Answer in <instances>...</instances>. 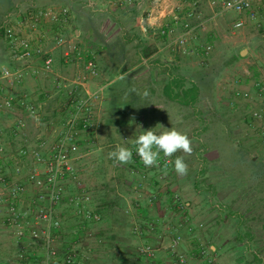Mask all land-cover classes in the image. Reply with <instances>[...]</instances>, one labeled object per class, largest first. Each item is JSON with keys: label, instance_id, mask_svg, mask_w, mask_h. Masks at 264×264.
I'll return each instance as SVG.
<instances>
[{"label": "built area", "instance_id": "obj_1", "mask_svg": "<svg viewBox=\"0 0 264 264\" xmlns=\"http://www.w3.org/2000/svg\"><path fill=\"white\" fill-rule=\"evenodd\" d=\"M199 1L181 0L175 6V9L181 11V14L173 16L176 26L195 16ZM258 4H264V0H211L212 14L209 20L234 14L237 18L232 27L237 31L245 26L246 18L257 22ZM185 7L188 10L182 12ZM15 14L22 18L21 25L30 30L27 35L21 34L11 24ZM162 16L153 7L146 17L156 27L157 34L170 38L173 49L183 53L187 52V46L196 37V32L206 26L205 20L200 21L197 25L187 26L183 32L173 35L172 27L158 26ZM7 20L4 39L8 58L22 63V66L0 65V160L11 149V144L4 141V137L8 135L21 141L18 143L16 155L30 159V166L23 179L20 178L23 172L19 165L15 174H9L0 168V221L9 233L8 239L14 248L4 264H88L92 254H95L94 244L99 246L104 243L99 231L94 228L103 222V212L88 200L89 192L82 186L78 164L87 157V152L76 149L84 140L83 135H93L101 122L98 106L106 86L90 88V84L100 73L97 58L87 47L81 45L75 34L73 36L65 30L64 25L70 20L68 8L52 6L44 10L23 12L18 9L9 14ZM47 26H55L57 30L51 32L46 30ZM211 48V45L203 48V64ZM57 50L61 51L64 64L74 67L73 76L55 74ZM35 57L42 60L40 68L31 64ZM259 72L264 81V65L259 68ZM41 74L54 75L57 88L66 89L69 107L67 104L64 107L70 110L71 120L62 131L45 136L34 146L30 141L27 118L30 117L34 122L39 121L45 102L19 92L18 88L28 77L37 79ZM258 88V94L264 98V86ZM236 94L241 97V92ZM237 110L238 107H235L234 111ZM247 118L260 124L258 137L264 145V105L262 108H252L247 112ZM8 121L10 124H6ZM131 150L136 169L146 173L150 168L144 166L134 145ZM169 160L173 161L172 157L165 158L161 153L159 167H152L157 171L163 187H169L164 183L173 166ZM165 163H168L166 174ZM70 183L74 186V192L68 195L67 186ZM31 189L34 192L32 194ZM156 199L157 196L152 195L148 201L153 203ZM173 202L177 210L184 213L186 206L181 196L175 194ZM63 206H69L73 211L76 219L73 231L66 228V218L61 212ZM157 226L158 222L149 226L135 224L133 230L136 235L143 237L146 233L155 232ZM182 239L176 233L170 240L168 252L173 264H188L190 255H193L180 250ZM158 251L159 247L151 243L142 244L137 250L139 255L142 254L150 260L156 257ZM204 253V248L201 247L199 255Z\"/></svg>", "mask_w": 264, "mask_h": 264}, {"label": "crops", "instance_id": "obj_2", "mask_svg": "<svg viewBox=\"0 0 264 264\" xmlns=\"http://www.w3.org/2000/svg\"><path fill=\"white\" fill-rule=\"evenodd\" d=\"M109 1L112 2V0ZM140 1L142 0H139V2ZM180 1L181 0H153L152 2L153 6L160 5L163 8L160 11L163 16L160 18L158 26L172 27L174 30L173 35L183 32L187 26L197 25L200 21H204L205 15L209 16L212 14L211 0H207V10H204L205 8L202 1V3L199 2L196 6V14L193 18L187 21H181L179 25L176 26L173 16L181 14V11L175 9V6L178 5ZM186 10H188L187 7H185L182 12ZM201 10H204V12ZM14 17H18L20 21L22 19L17 14H15ZM140 23L142 24V30L149 45L156 50L153 55L142 62L148 73H150L149 78L142 81V79L134 77L137 73L136 68L138 66H129V69L124 75L111 78L104 65L100 66L97 59L100 73L97 79L90 84V88H95L98 85L106 86L103 98L98 106L101 122L93 135H83L84 140L76 149L78 151L87 152L88 154L83 160L84 163L82 162L79 164V166L82 164L84 166V168L80 170L82 186L89 192L90 196H88V200L103 212V222L97 225L95 229H98L99 235L105 242L111 240L110 242L117 247L116 250L114 248V253H109L108 250H101L102 252L98 255L100 258L105 259V256L111 257V260L105 261L104 264H148V262H143L137 258L138 247L146 243H153L159 247L153 264H173L172 257L168 252V246L172 236L176 233H179L183 238L180 244L181 251H187L188 253L192 252L191 254L196 256L200 254L201 247L204 248L203 244H205L195 233V229H200L203 227V224L194 223L191 217V213L197 211L196 203L200 195L196 188L193 187V190L188 194L186 192H183V195L181 194V197H185L186 199L185 201L182 199L185 202L186 209L181 215H176V213L174 215L173 211H176L177 208L173 202V197L176 193L174 194L172 191L171 185L170 187H161L163 183L158 178L155 169L151 167L146 173L138 171L133 158L130 163L120 165L109 158V152L113 151L117 145L132 148L133 144L130 139H135L136 135L140 134L142 130L154 129L157 124L165 128H181V131L183 127V132L193 134L186 129L188 123L186 120L184 121V111L190 109L192 114H195L194 117H196L200 111L199 108L202 102L205 101L209 102V105H213L212 108L214 107V102L218 106H221L222 102H227L226 106L231 111L235 112L234 108L238 107L237 103L244 99L246 95H249L248 90L247 94H243V91L240 90L243 87V83L239 76L235 75L229 80L224 78L222 81L223 83H228L229 89L223 87V91L222 88H219L220 83L216 80L213 89L210 91L203 90L200 95V102L194 108L182 107L178 103L171 101L165 95V87L170 80L172 81V74H174V76L177 74V76L185 77L187 80L186 85H189L188 80L194 82L195 80L191 78V75L195 74L194 70L199 69L197 64H200V61L198 62L195 56L198 51L201 53L205 47L204 44L213 42L216 34L214 32H206V34H204V28L199 29L195 34L196 37L192 39L187 46V52L183 53L173 49L170 38L157 34L156 27L151 25V20L147 17L140 18ZM72 26L73 25L70 24L69 29H71ZM17 28L21 34L27 35L28 32H30L28 28L21 24ZM46 30L55 32L57 28L55 26H51V28L47 26ZM74 34L79 41V38L82 36L80 29L75 27ZM204 35L206 36L205 42L202 41ZM246 51L245 55H243V49L240 51L244 63L248 65L247 73L250 75L247 76L244 81L246 85L252 84L249 90L258 93V87L264 86V81H262L259 72V68L262 64L251 58L250 50L247 49ZM55 56V74L66 75L60 72H69L68 75L71 73L73 74L74 67L64 64L61 51L57 50ZM159 57L160 59H158ZM6 59V64L13 67L22 66V63H16L8 58V51ZM262 60L264 61V59ZM31 64L35 68H40L42 60L39 57H35ZM54 78L55 76L50 74H41L37 79L30 76L27 81L18 88L19 92L30 94L35 100L45 102L44 110L39 121L34 122L30 117L27 118L30 141L34 146L37 145L40 139L45 138V136H50V134L62 131L69 125L71 120L70 110L63 105L66 97L64 100L63 96L60 94L57 98V102L52 103V100H49L48 92L51 93V90L53 91L55 88L58 89ZM259 81H262V84L260 83L261 85H258ZM119 82H123V84ZM117 83H119L118 86H116ZM132 89H135V92H132ZM58 90L64 94L63 89ZM220 91L222 93L219 94ZM237 92H241V97L237 96ZM145 93L147 95H145ZM212 94L214 95L213 98H211ZM229 94L232 100H230V98L228 100V97H230ZM246 107H249V105L246 104ZM252 108L253 107H251V109ZM251 109H249L248 112ZM6 124H10V122L8 121ZM0 126H2V124H0ZM191 127L192 126H189V128ZM156 130L162 131L163 129L157 128ZM4 141L11 144V149L9 148L10 150H8L4 159L0 160V168L7 170L9 174H15L16 167L19 165L23 172L20 178L23 179L27 172V168L30 166V159L19 158L16 155V151L19 147L18 143H21V141L14 140L8 135L4 137ZM93 154L96 156L95 160L91 159ZM89 159H91L90 165L86 162V160ZM91 167H93V171ZM100 169H103L102 173L105 172L102 176L99 175ZM82 172L84 173L82 174ZM182 176L185 179L186 175ZM73 190L74 186L70 183V185L67 186L68 195L70 193L72 194L74 192ZM30 193H34L33 189L30 190ZM152 195L157 196V199L150 204L148 199ZM62 209L65 216L66 214L70 216L69 213H67L69 210L72 212L71 214H73L69 206H63ZM67 216L65 217L66 219ZM168 216L172 221L166 220ZM174 219L175 221H173ZM180 219L184 222H181ZM73 221L76 225L75 217ZM153 222L160 223V226L155 232L146 233L143 237L134 233L133 227L135 224L149 226V224ZM74 224L71 226L73 227ZM89 227L91 226L89 225ZM3 228L4 226L0 221V241H2V239L7 240L8 238L3 234L6 232L3 231ZM66 228L68 229V226H66ZM106 235L108 238H106ZM186 242L192 246L188 248ZM205 242L209 245V253L205 255L204 258L202 257L203 259L201 258L195 263L194 261H196L197 258L194 256L189 258V264H209L219 257L220 251L216 245V241L206 240ZM243 244L245 243L242 242V245ZM1 245L2 244H0V252L2 253L3 250L1 249ZM103 246L105 247L106 245L104 244ZM95 247L94 257L96 256L98 246L95 245ZM124 247L133 248L134 254L123 253L122 250L119 251L120 248L122 249ZM100 248L104 249L102 247ZM255 255L258 256V258L261 257L258 254ZM6 257L2 258L4 261H0V264L5 263ZM92 258L88 264H91ZM246 259L247 258L244 260L240 259L237 263L256 264L255 262L257 259L254 257L253 259ZM261 259H264V257H261ZM99 261L104 260L99 259Z\"/></svg>", "mask_w": 264, "mask_h": 264}, {"label": "rangeland", "instance_id": "obj_3", "mask_svg": "<svg viewBox=\"0 0 264 264\" xmlns=\"http://www.w3.org/2000/svg\"><path fill=\"white\" fill-rule=\"evenodd\" d=\"M126 1L74 0L72 4H65L60 3L59 0H55L51 2V4H56V7L68 8L70 11V20L68 24L64 25L65 30L73 35L75 27L80 29L82 36L79 38V42H81L82 46L87 47L93 52L100 66L104 65L111 78L124 75L129 69L130 64L136 62L134 66L138 67L136 68L137 73L134 77L144 81L149 78L150 73H148L142 63L145 59L137 63L138 55L135 48L137 41L131 40V37L135 34L141 36L147 45H149L142 30L140 18H146L147 13L153 7L159 11L163 8L160 5L153 6V0H142L140 1L141 5L137 19L121 27L118 25L121 16L120 9L139 2V0ZM199 2L203 4L204 10L208 9L206 6L207 0H200ZM27 6L28 3L21 4L20 10H22V12L33 10V8L25 9ZM204 10L201 11L204 12ZM256 10H258L259 14L257 22L247 20L246 18L245 26L237 31L232 27V24L237 18L234 14L220 16L217 17L216 20H209L211 15L204 16V20L206 21V26L203 30L204 34H206V32H214L216 36L212 43L204 44L205 46H212L204 64L201 62L203 56L200 51L197 52L195 57L198 62L200 61V64H197L199 69L194 70L195 73L202 68L219 67L225 64L234 54L240 52L242 49L244 50L243 55L246 54V50L248 49L251 52V58L257 62H261L262 66L264 65V61L262 60L264 59V4H258ZM243 17L245 18V16ZM7 18L5 19V23L8 21ZM11 24L18 27L21 21L18 17H13ZM70 24L73 25L71 29H69ZM202 41H206L205 35L202 37ZM6 51L4 40L0 38V65H2L1 63H3L4 60H6L4 64L7 63ZM201 52L203 53V50ZM158 59H160V57ZM247 66L248 65L244 63L242 58L238 59L221 71V76L217 80L220 83L219 88L222 89L223 87H225V89L230 88L228 83L222 82L224 78L229 80L237 75L240 80H242L244 88L242 87L240 90L243 91V94H247L249 91V95H246L244 99L237 103V111H231L226 106L227 102H222L223 105L221 104V106H218L214 102V107L212 108L213 105H209V102L205 101L202 102L199 108L200 111L196 117H194L195 114H192L190 109L184 111V121L186 120L188 123L186 129L193 133H187L192 141L193 151L190 156L178 152L172 159L174 161L176 156H184L188 164V172L184 179L183 176L175 172L173 164L169 172L170 175L168 173L164 181L165 184L167 183V186H172L171 189L174 194L176 193L180 196L181 194L183 195V192L188 194L193 190V187L200 193L196 203L197 211L191 213V217L194 223L203 224V227L200 229H195V233L205 243L203 244L205 253L204 255H190L189 258L193 256L197 258L194 263L199 261L202 257L204 258V256L209 253V245L205 241L213 240L216 241L220 255L209 264H238L237 261L240 259L244 260L247 258L246 260H248L251 258L253 259V257L257 259L255 262L256 264H264V259H261V257H264V231L262 229V224L264 222V171L260 173H263L260 177L254 176V179L249 180L247 178V170L244 166L246 159H244L243 154L246 153V150L243 151L239 149V144H241L245 149H250L253 155L264 158V145L262 140L257 136L260 124L247 118V112L251 107H263L264 98L257 92L249 90L252 84L246 85L244 80L247 76H250L247 73ZM60 73L66 74L65 76L68 77L73 76L71 72L70 75H68L69 72ZM119 83L123 84V82ZM119 83H117L116 86H118ZM61 89H63L65 94L66 89ZM59 91L60 90L56 88L53 91L51 90V93L47 91L49 93V100L55 103L58 101L57 98L61 94L64 100L66 97V100H63V105L67 104V107H69L67 95ZM220 93L222 92L220 91L219 94ZM213 96L212 94L211 98H213ZM229 98L232 100L231 96L228 97V100ZM246 104H248L250 108L246 107ZM189 126L192 127L189 128ZM178 130L181 131V128ZM138 135L139 134L136 136ZM234 155L238 157L232 158ZM95 158L96 156L93 154L91 159L95 160ZM91 159L86 160L89 165L91 164ZM82 168H84L83 164L80 166L78 164V169L81 170ZM91 168L93 171V167ZM102 171L103 169L99 170L100 176L105 173H102ZM83 173L84 172H82V174ZM156 174L158 173L156 172ZM161 187L163 186L161 185ZM181 198L184 201L186 200L185 197ZM61 212L64 215L63 209ZM173 212L174 215L175 213L176 215H181L177 209ZM67 213L70 215L67 216L66 214L67 230L73 231L76 227L73 221L74 215L71 214L72 212L70 210ZM167 218L166 220L172 221L169 216ZM180 220L184 222L182 219ZM173 221H175V219ZM73 224L74 226L72 227L71 225ZM159 226L160 223H158L156 229H158ZM3 231H6L3 234L7 238L9 233H7L5 228H3ZM102 240L105 242L103 238ZM242 242L245 244L242 245ZM0 244H2L1 249L3 250L2 253L0 252V261H4L2 258H5L12 252L13 245L8 238L7 240L2 239ZM104 244L105 243L97 247L95 257L94 254H92L93 260L91 264H104L105 261L111 260L110 256H105V259L98 256L102 252L101 250L107 251L109 249L106 246L104 247ZM95 245L96 244H94V248H96ZM186 245L188 248L192 246L187 242ZM121 250L123 253L134 254L133 248L124 247L119 249V251ZM182 252L188 255L191 254L187 251ZM255 254L260 255V259ZM137 258L143 262H148V264H153L155 259L150 260V258L142 254L139 255L138 253ZM99 259L104 261H99Z\"/></svg>", "mask_w": 264, "mask_h": 264}, {"label": "trees", "instance_id": "obj_4", "mask_svg": "<svg viewBox=\"0 0 264 264\" xmlns=\"http://www.w3.org/2000/svg\"><path fill=\"white\" fill-rule=\"evenodd\" d=\"M39 3H38V2ZM55 0H0V38H3L5 46V19L8 17L9 14L16 12L18 9H20L21 4L28 3L27 8L25 9H32V11L36 10H44L51 6H55L56 4H51V2H54ZM60 3L65 4H72L74 0H59ZM77 2V1H76ZM141 2H137L131 6H127L125 8L120 9V18L118 21V25L121 27H124L125 24L134 22L138 15L140 10ZM28 11V10H27ZM31 11V10H30ZM131 40H136L135 48L136 53L138 55L137 63L142 62L144 59L149 58L151 55L155 53V49H153L151 46L147 45V43L141 38V36L133 35L131 37ZM7 50V47H6ZM8 51V50H7ZM6 51V56H7ZM243 58V56L240 54V52L234 54V56L225 64L221 66H213V67H206L202 68L201 70L197 71L195 74L191 75V78L194 79V82H191L188 80L189 85H186V78L177 76V74H172V81L170 80L168 85L165 87V95L168 99L171 101H174L181 105L182 107H190L194 108L196 105L200 102V95L202 94L203 90L210 91L214 88L215 80H218L220 78L221 71H223L227 66H229L234 61H237L238 59ZM6 60H4V64ZM136 65L135 63L130 64V67ZM207 126V125H206ZM206 129V128H204ZM239 149L245 151L246 153L243 154L244 159H246L245 163V169L247 170V178L249 180L254 179V176H261L260 174L262 171H264V158H261L260 156H255L250 151V149H245L243 145L239 144ZM238 157L236 155L232 156ZM243 160V159H242ZM232 162V161H231ZM262 229L264 231V222L262 224ZM109 235V232H108ZM106 238L107 235H106ZM111 240L105 242V245L110 251L109 253H114V248L116 250V246L113 245Z\"/></svg>", "mask_w": 264, "mask_h": 264}, {"label": "clouds", "instance_id": "obj_5", "mask_svg": "<svg viewBox=\"0 0 264 264\" xmlns=\"http://www.w3.org/2000/svg\"><path fill=\"white\" fill-rule=\"evenodd\" d=\"M135 92V89L131 90ZM145 95H147L145 93ZM158 107V106H157ZM162 128V131H157ZM135 146L136 154L145 167H159L161 153L165 158H171L176 153L182 152L186 156L192 154V141L186 132H182L175 127L165 128L157 124L154 129L142 130L135 139H130ZM109 158L120 165L128 164L132 161L133 151L126 146L117 145L116 148L109 152ZM174 170L178 175H186L188 172V164L184 156H176L174 161ZM168 163H165L164 170L167 172Z\"/></svg>", "mask_w": 264, "mask_h": 264}]
</instances>
